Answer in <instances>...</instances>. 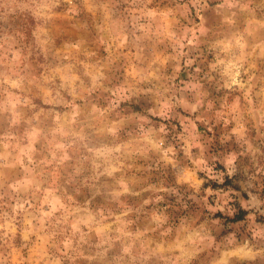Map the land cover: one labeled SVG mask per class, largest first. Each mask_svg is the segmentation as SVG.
I'll list each match as a JSON object with an SVG mask.
<instances>
[{
	"label": "rangeland",
	"instance_id": "obj_1",
	"mask_svg": "<svg viewBox=\"0 0 264 264\" xmlns=\"http://www.w3.org/2000/svg\"><path fill=\"white\" fill-rule=\"evenodd\" d=\"M0 264H264V0H0Z\"/></svg>",
	"mask_w": 264,
	"mask_h": 264
}]
</instances>
